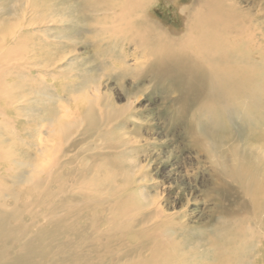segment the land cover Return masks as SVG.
<instances>
[{
	"label": "bare ground",
	"instance_id": "obj_1",
	"mask_svg": "<svg viewBox=\"0 0 264 264\" xmlns=\"http://www.w3.org/2000/svg\"><path fill=\"white\" fill-rule=\"evenodd\" d=\"M2 1L8 4L4 6L3 14L0 11V104L6 101L10 110H0V164L11 162L12 166L0 171V244L13 238L9 229L15 230L16 234L24 229L31 230L34 236L29 241L35 240L39 244L25 248L31 254L29 259L16 254L10 257L4 249L0 253V264H53L50 261L55 258L53 247L47 248L52 245V240L64 235L78 239L76 223L67 215L64 219L69 222L68 226L63 228L56 222L50 234L35 232L33 209L22 212L20 208H9L7 199L17 202L21 192L8 188L5 183L13 173V186L45 187L43 199L47 201L65 191L62 185V189L58 187L60 191L51 190L48 185H59V181L67 178L75 159L71 157L59 162L45 177L37 171L41 159L52 146L49 145L53 141L51 138L68 135L66 133L72 129H75L71 132L74 134L82 126L80 123H88V127L85 125L82 132L79 131L83 139L66 146L79 154L83 150L91 152L92 148L86 146L88 142L81 145L86 140L123 130L125 121L116 122L132 118L130 102L124 109H117L111 101L102 104L100 88L104 80L116 79L112 72L120 74L118 76L124 81L132 64L123 70L118 62L138 54H144V59L153 58L155 63L149 72L162 86L170 83L173 91L180 95L183 114L197 116V122L189 123V130L196 133L199 125L204 130L210 123L211 129L204 132L209 139L198 137L199 141L215 169L243 185L255 216L263 220V223L257 222L262 227L260 231H242L240 236V233H234V226H246L247 219L219 217L213 231L199 230L201 234L196 235L197 230L186 226L178 214H165L148 193L151 189L146 184L147 177L138 171L141 166L130 149L133 142L115 141L110 147L116 150L119 165L125 171L115 175L124 183L113 186L112 198L101 199L95 190V187L107 186V182L112 183V178L106 180L97 169L81 166L74 173L79 175L80 181V215L76 209L74 211V206L64 207L63 203L58 206L62 211H68V215L75 212L80 216V248L76 247L80 249V257L76 260L80 259V263L72 264H258L257 260L264 256L259 248L264 244V199L262 201L256 194H264V165L258 163L261 147L255 146L261 141L256 139L258 126L253 130L247 128L248 148L255 154L252 156L255 162L251 163L240 151L243 147L239 139H229L224 133L229 132L228 118H240L243 124L256 116L260 119L258 101L264 99V88H260L264 82V10L254 14L237 7L232 0H198L193 3L191 12L187 11L188 5L179 7L180 14L185 16V30L170 33L160 25L150 23L147 17L154 0ZM4 14L11 15V19L1 21ZM73 29V35L65 33L67 30L73 32ZM88 40L98 51L94 63L99 65L100 62L96 67L99 75H88L85 69L76 74L72 68L86 61L74 56L68 60L75 52V46ZM130 45L134 48L133 53L127 51ZM125 89L122 88L128 100L142 90ZM213 108L219 110L215 112ZM11 118L15 123L5 126V122H12ZM113 122L116 124H111ZM7 144L15 147L13 153L9 151L10 147L6 149ZM86 159L89 163L94 155ZM250 174L255 175L251 180L247 179ZM253 184L259 185L257 192ZM133 196L138 200L134 215L126 205V200ZM27 213L30 220L25 226L22 220ZM11 221L16 223L14 228L10 226ZM13 240L20 242V238ZM58 246L63 250L66 248L65 244ZM254 249L259 250L252 253ZM247 255L256 258L247 263Z\"/></svg>",
	"mask_w": 264,
	"mask_h": 264
},
{
	"label": "rangeland",
	"instance_id": "obj_2",
	"mask_svg": "<svg viewBox=\"0 0 264 264\" xmlns=\"http://www.w3.org/2000/svg\"><path fill=\"white\" fill-rule=\"evenodd\" d=\"M197 1L198 0H154V4H152L151 9H149L146 14L148 19L150 18V23L160 25V27H162L164 31L166 30L170 33H175L177 30L183 31L185 30V28H183V17L185 16H183L182 13L180 14L179 7L188 5L189 7H186L187 11L191 12L193 3H197ZM232 2L239 8L242 7L244 10H251L254 14L259 10H264V0H232ZM7 4L8 3L5 4L4 1L0 0V11H2L1 14L5 12L3 11L4 9H6V7L4 8V6ZM196 8L200 9L199 7ZM11 17L12 16L9 14H4L3 18H1V21H3V19L4 21H6L8 19H11ZM28 19L30 21V17H28ZM13 21L15 22L16 18L13 19ZM73 30V32L72 30H67L68 32L66 31L65 33H68V35H73L75 29ZM88 37L90 36H87L86 38ZM77 39H79L80 41V36H78ZM85 42H83L82 44H80L79 42V44L75 46V52H73V54H70L68 60H70L71 57L74 56L75 58L85 60L87 63L82 61L76 64L74 68H72V72L76 71L77 74L78 71L85 69L88 72V75H99V73H96V67H99L100 62L98 61L99 65L97 63H94V58L96 57V54H98V51L95 46L89 44V40ZM133 49L134 48H132L130 45L128 46L127 51L133 53ZM142 55L144 54H138L135 55L136 57H129L126 61L118 62L123 70L128 64H132L130 71L126 72V74L128 73L126 79L124 81H121L119 77L120 74H118V76L117 73L112 72L113 77H115L116 79H113L112 81L104 80L103 85H101L100 88L102 94V104H106L107 101H111L114 105H116L115 107L117 109H124L125 107H128L130 102V115L132 118L130 120L122 118L118 122H116L119 124L125 121L126 124L124 123L125 128L123 127V130H119V133L117 134L96 137L90 141L86 140L81 145H85V143L88 142L86 146H89L90 148H92V150L91 152L87 153L83 150L79 152V154H76L77 151L73 150V148H68L70 146H66L69 145V143L75 141L80 142L83 139L80 132H82L85 125L86 127H88V123H85V125H83V123H80V125H82V129L79 126L77 132L74 134H72L71 132L75 131V129H72L69 133H66L68 135L60 134L59 136L51 138L53 141H51L49 145H52L53 147L50 146V149L47 152L46 156L41 159L42 161H40V165L37 167V171L42 173L40 174V176L45 177V174L47 172L51 173L56 169V164H58L59 162H63L64 160H66V158L71 157L75 159L76 163L74 162L68 169L69 172L67 174V178L59 181V185H48V187H50V189L54 191L59 190V188L62 189L60 187L62 185V187L65 188V191L60 192L59 195H57L55 198L47 201L43 199L45 187H33L27 184H19L18 186H13V183H11V176L13 175V173H11L7 178L5 184L8 186V188L21 192V196L19 197V200L17 202H15L13 199H7L6 203L8 204V207H16V209L20 208V210H23L22 212H24L25 210L33 209L32 215H34V221L36 222L34 227V229L36 230L35 232L41 233V231H44L45 234H50L53 229V225H55L56 222L64 228L69 224V222H65L64 218L66 217H70V220L75 221L77 227L75 229V232H79L78 239H76L74 236L64 235L57 240L55 239L56 241L52 240V245H49L47 247L48 249L53 247L52 252L55 258H52L50 260L52 261V263L54 262L53 264H72L73 262L80 263V259L79 261H76L80 257V249H77L80 248V216L75 214V212H78V214L80 215V211H78L80 210V181L77 178L79 177V175H77V173H74L80 170L81 166H85L87 168H94V170L97 169V173L106 180L112 178V183L109 182L108 184L107 182V186H104L105 188L103 186L95 187L97 188L95 189L97 191V194L99 193V198L111 199L113 186L116 187V183H124L122 178H119L120 176L117 177L115 175L116 173L121 175L123 171H125V169L123 167H120L119 165L117 153L115 152L116 150L110 147L112 145V142H119L121 140H130L133 142V147H131L130 149L132 150L131 152L133 153V157L137 161V164L141 166L140 170L138 171L142 172L143 175L147 177L146 184H148L149 190L151 189L148 193L154 197V200L156 201L158 207H160L165 214H178L182 221L185 222L186 226L197 230L196 235L201 234L199 230H202L203 232H209V230L213 231L215 224H217V222L219 221V217L233 218L239 216V218L243 217V219H247L246 226H244L245 224L243 226H239L238 224L235 226L233 225L234 233H240V236L241 234H243L242 231L256 229L252 230V232H254L261 230L262 225H257V222L260 221L263 223V220L262 218L260 219L255 216L254 210L252 209L249 202L250 199L246 196L243 190V185L219 173L211 163L208 154L205 152L201 142L199 141L198 137L209 139L207 136H205L204 132L211 129L210 123L208 127L205 126L204 130L201 128V125H199V128L196 129V133H193L191 130H189V123L197 122V116H192L191 114H188L187 116L186 114H183V102L180 101V95L173 91L170 83H167L165 87L158 82L157 78L154 77L155 80L153 79L152 74L149 71H152L151 67L155 62L153 58H151L150 60L149 58H145V60ZM136 63L137 65H135ZM135 74L137 76L136 78H134ZM39 79L44 80V78L41 76H39ZM65 82H67V80H65ZM260 86V88H264V82H262V85ZM122 88H126L125 90H133L134 92L138 88L142 90L138 92V96H134L133 99L128 100L125 97V92L124 90H122ZM90 95L91 94L89 92V96ZM79 97L83 98L81 94ZM80 102L81 101H79V103ZM7 104L8 103L6 101L0 104V110L3 112L9 111L10 109H7ZM258 106L260 107V119H257L256 116V118L251 122H246L245 124H243L240 118H228L229 132L224 133L229 135V139L233 137L239 139L241 147H243L240 149V151L246 154L250 163L255 162V160L252 158V156H255V154L252 152V148H248V144H250L248 137L249 130L247 129L248 126L251 130H253L255 126H258L257 133H259V136L256 137V139L257 141H261L257 142L255 146L260 145L258 147H261L260 150L264 152V139H259V137H264V99L258 101ZM213 109L215 110V112L219 110L218 108ZM12 116L14 117V115ZM3 119L4 118L2 117L1 120ZM11 119L12 122H5V126L7 124L11 125V123H15V119ZM116 123L113 122L111 124ZM16 142L19 143V141ZM9 145L10 144H7V146L5 147H7V150L10 149L9 151L13 153L14 150L12 148L15 149V147ZM261 151V158H259L258 163L263 166L264 162H262V160H264V153L262 155ZM62 153H64V156H62ZM58 154H60L61 158L60 156L58 157ZM92 154L94 155V159H89L88 163L86 161V158H90L91 156H93ZM74 155L77 156V158ZM107 156L110 159H108ZM52 160H54L55 162ZM8 164L9 165H4L1 163L0 171L2 168L3 171L12 166L11 162H9ZM126 169H128V166ZM251 175L252 174H250L247 179H252L255 177V175ZM247 179L245 180L247 181ZM254 183L256 184V182ZM255 184H253V188L257 192L259 185ZM98 189H100L101 192ZM256 194H258L259 198H261L263 201L264 196L262 197V195L264 194H260L258 192ZM69 198L74 199V201L68 200ZM137 202L138 200L135 196L130 197L128 198V200H126V205L128 206V209L130 208V213H132V215L137 213ZM62 203L65 204L63 205L64 207H66L67 205L70 207H76L73 208L74 211L75 209L77 211H75L74 213L71 212L69 213L71 215H68V211L65 210L64 212V210L62 211V209L58 207ZM52 205H54L56 209ZM27 214L28 215H26L24 219L22 218V223L25 226L28 224V220H30V218L28 217L30 214ZM59 218L62 219L60 220ZM57 219L60 220L61 223ZM86 222L89 223L90 221L86 220ZM10 223V226L14 228L16 223L14 221H11ZM43 228L45 229L43 230ZM31 229L33 230V227ZM9 230L13 238H8L9 240L5 241V243L0 244V253H2L4 249H6L8 251L7 255H9L10 257L15 256L16 254L24 255L29 259L31 257V254L27 253L28 250H25V248L32 247V244H39V242L35 240H33V242L29 241V239L34 236L31 233V230L29 231L27 229L26 231L24 229L18 231L17 234L15 230ZM14 238H20V242H15L13 240ZM241 239L244 240V238ZM25 241L30 244L27 245ZM232 243L234 244L233 241ZM25 244L27 246H24ZM62 244H65V250H63L61 246H58ZM68 245L70 246V248ZM73 247L77 248L74 249ZM259 248L261 249L260 252L264 253V244H261ZM258 250L259 249H254L251 250V252L256 253ZM56 258H60L66 261L62 262ZM254 258L256 257L253 255H247L245 261L247 263H250ZM258 261V264H264V256H261L257 260V262ZM109 264L112 263L110 262Z\"/></svg>",
	"mask_w": 264,
	"mask_h": 264
}]
</instances>
